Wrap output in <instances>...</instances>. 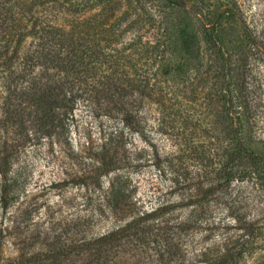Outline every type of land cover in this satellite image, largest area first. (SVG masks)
Returning a JSON list of instances; mask_svg holds the SVG:
<instances>
[{"label":"rangeland","instance_id":"obj_1","mask_svg":"<svg viewBox=\"0 0 264 264\" xmlns=\"http://www.w3.org/2000/svg\"><path fill=\"white\" fill-rule=\"evenodd\" d=\"M161 1L0 0V52L9 60L0 66V158L10 155L8 175L0 173V264H39L54 252L92 250L90 242L129 222L128 212L153 210L154 220L170 216L172 226L190 217L211 221L144 229L150 238L177 233L175 264H207L225 248L240 251V218L253 230L239 264L264 262V188L241 175V162L223 167L214 151L227 143L223 119L232 117L243 144L264 160V0ZM217 15L220 49L210 51L203 24ZM52 25L73 27L95 49L122 55L115 65L135 80L134 71L141 73L143 97L131 92V101L142 100L140 124L124 130L117 172L95 173L103 143L122 125L97 97H77L65 132L51 136L36 131L30 101L19 97L18 57L47 49L40 44L52 36ZM19 104L29 108L22 135L9 120ZM118 176L134 207L115 209L107 201ZM121 235L116 260L156 263L160 242L132 251L131 233Z\"/></svg>","mask_w":264,"mask_h":264},{"label":"trees","instance_id":"obj_2","mask_svg":"<svg viewBox=\"0 0 264 264\" xmlns=\"http://www.w3.org/2000/svg\"><path fill=\"white\" fill-rule=\"evenodd\" d=\"M150 1L162 6L161 0ZM170 1L169 4L165 5L172 7L173 2L170 3ZM53 8L55 9V6ZM215 17L220 20L210 23L206 21L203 24L205 42L210 51L220 49L217 38L220 36L223 23L220 22L221 16L217 15ZM151 21L155 23L154 20ZM157 25L164 29L167 27L166 25L162 26L164 25L163 22H159ZM49 30L52 36L40 44L49 45L47 49L36 50L29 54L22 53L18 57L22 65L20 74L17 77L20 81L19 97L22 101H30L33 112L36 114L34 120L36 131L41 135L48 136L60 135L65 132L67 117L72 113L77 97L86 96L94 99L97 97V100L102 102V110L114 116L122 125L121 128H115L110 132L108 139L103 143L101 152L98 154V166L95 173L117 172L121 169L123 163L119 150L124 146V130L137 131L140 124L137 120L136 110L142 100L135 98L131 101V92L136 91L135 94L140 99L143 97L144 80H142L141 73L134 71L136 80L135 77H130L128 72L122 70V68H117V65H115L118 60L123 59L122 55L116 56L104 53L102 49H95L94 42L90 38L80 36L79 32H75L73 27L66 30L63 26L56 27V25H52ZM248 39L255 47V38L248 37ZM134 42L131 46L137 45ZM52 45H59V47L54 49ZM2 54L3 52H0V60ZM2 60L0 66L7 67L9 60ZM26 77L28 81L24 84L25 80L23 79ZM28 84L29 86H27ZM27 108L26 105H20L18 106L19 112L15 116L10 114L9 117L10 121L13 120L19 123V134L21 135L26 132V122L23 117ZM223 122V135L228 138V141L221 147L220 151L216 152L214 150L216 156L220 158L223 167L234 162H241L244 165V171L241 175L243 177L249 175L250 178L256 180L264 188V160L262 156L243 144L232 117L223 119ZM0 162L3 167H0V173L5 178L9 173L10 155L5 154V156H2ZM119 178V176L116 177V184L112 183V194H110L107 201L115 209L120 206L134 207L135 203L128 204L130 203V194L125 193V183L119 182ZM231 178L232 176H229L227 181H230ZM156 212L157 210L143 212L142 214L140 212H128L125 217H130L129 222L123 228L112 230L90 242L89 245L93 246L92 250L54 252L45 255L39 264H65L69 257L74 258L72 264H145L139 259L134 260V258L122 262L115 259L116 249L122 241L121 234L124 231L131 233L129 242L132 251L143 244L160 242L158 245L159 256L155 264H175L176 259H178L176 258L178 257V251L174 247L175 242L179 240L177 233L172 232L169 235L157 233L150 238L144 233V229L152 227L161 231L172 227L197 228L202 224L208 225L211 222H204L199 218L190 217L183 221H177L172 226L170 223L173 218L170 216H166L168 218L162 216V218L154 220L157 217ZM146 222L149 224H146ZM240 223L244 225L241 228L244 233L241 235L240 251L225 248L223 253L207 260V264H239V257L241 263L242 254L249 249V238L253 229L245 218H240ZM20 264L25 263L21 261ZM256 264H264V262Z\"/></svg>","mask_w":264,"mask_h":264}]
</instances>
